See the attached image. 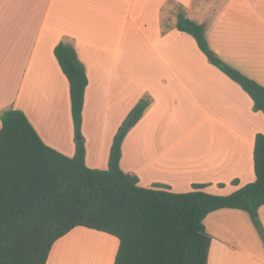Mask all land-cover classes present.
Segmentation results:
<instances>
[{
    "label": "crops",
    "instance_id": "0c3cea01",
    "mask_svg": "<svg viewBox=\"0 0 264 264\" xmlns=\"http://www.w3.org/2000/svg\"><path fill=\"white\" fill-rule=\"evenodd\" d=\"M181 14L204 27L210 48L224 62L264 87V0H0V130L1 113L19 110L46 145L75 155L69 82L54 54L66 42L89 80L81 128L89 168H108L114 136L139 100L132 90L143 71L139 86L154 104L126 136L121 169L138 176L144 188L159 184L178 194L204 184V192L226 196L253 183L254 145L264 135V114L209 63L191 35L177 29ZM126 51L131 67L122 80L120 58ZM95 111L104 121L97 134L89 123ZM164 116L193 121L188 135L208 137V145L158 143L152 134ZM259 220L264 230V206ZM204 223L212 238L208 264H264V232L248 213L222 209ZM91 231L78 227L57 241L47 264H70L65 243L75 234H95Z\"/></svg>",
    "mask_w": 264,
    "mask_h": 264
},
{
    "label": "trees",
    "instance_id": "16d2710c",
    "mask_svg": "<svg viewBox=\"0 0 264 264\" xmlns=\"http://www.w3.org/2000/svg\"><path fill=\"white\" fill-rule=\"evenodd\" d=\"M177 29L191 35L209 63L249 95L255 112L264 114V87L224 62L209 46L204 27L184 15ZM55 57L69 82L76 149L68 157L46 145L19 110L1 113L0 130V264H47L53 246L78 227L119 240L114 264H208L212 238L205 219L222 209L244 211L263 234L259 209L264 206V135L255 139L256 180L218 196L193 191L173 193L167 186L144 188L136 175L120 166L123 142L152 106L141 99L114 136L108 168L86 164L81 137L86 68L75 48L60 42ZM233 183H237L234 181Z\"/></svg>",
    "mask_w": 264,
    "mask_h": 264
},
{
    "label": "rangeland",
    "instance_id": "374dc122",
    "mask_svg": "<svg viewBox=\"0 0 264 264\" xmlns=\"http://www.w3.org/2000/svg\"><path fill=\"white\" fill-rule=\"evenodd\" d=\"M169 5L171 6L172 9H174L176 11L180 10V8L174 3L169 4ZM127 46H128V42L124 43V47H127ZM137 58H138L139 61L142 59V61H144V64H145L144 56H140L138 54ZM120 59L122 60L121 66L123 68L122 69L121 78H122V80H124L125 79V72L127 71L126 72V75H127L129 70H130V67H131L130 63H131L132 56H131L130 52L126 51L124 53V55ZM127 78H129L128 75H127ZM127 80L129 81V79H127ZM144 81H145V72L138 71V73H137L138 85H137V89L136 90L135 89L132 90V96L139 97L138 98L139 100L137 101L136 105L139 103V101L141 99H146L147 97H150L152 99V101H153L152 105H153L154 104L153 98L149 94H147L146 89H143L142 86H139V85H143ZM134 97H132V99H131L132 101L134 100ZM119 111L120 110L118 109V113H119ZM93 115H94V117H92V119H91V121H89V123L91 124V128L94 129L95 133L97 134L99 125L102 122V120L99 119V114H98L97 111L93 112ZM55 117H57V115H55ZM58 117H61V116L58 115ZM61 119H63V117H61ZM57 120H58V122H60L59 119H57ZM124 121H123V123H124ZM123 123H122V125H123ZM158 123H160V124H158L155 127V129L153 131L154 134H152V136L154 138L157 137V142L158 143L167 142L169 144H180V145H182V143H186V145L189 146L192 149H194L197 145H199V146H201L202 144L208 145V137H206L204 139H200V138H198L196 136V134L188 135V131L187 130L194 128V122L193 121L182 120L178 116H174V117H168V116L166 117V116H164L162 118V120L158 121ZM60 124H61V122H60ZM62 126H63V122H62ZM94 126H95V128H94ZM48 129H50V130H48V131H51L50 133H54L52 135H54V137H55V133L56 132L52 129V127L48 128ZM95 133H94V136L96 135ZM81 137L84 138L82 132H81ZM78 138H79L78 134L75 133V140L78 139ZM137 138H139V137H137ZM84 140H85V138H84ZM56 141L57 142L61 141V138L58 136L56 138ZM64 146H66V145L64 144ZM75 149H76V144H75ZM137 162H138V158H137ZM179 194H182V193H179ZM91 232H95L94 237L92 238L93 240H95V241H97L99 243H102V244H107L108 243V244H112L113 245L114 253L111 255V257L109 256V258H108V259H110L109 264H112V261L113 262L115 261L114 259H115V256H116V253H117V250H118V247H119V245H117V244H119L118 239L113 237V236H111V235H109V234H106V233L93 231V230ZM88 234H93V233H88ZM105 238H106L107 241L105 240ZM59 248L60 247H58L57 250H59ZM94 251H96V250H94ZM93 253H95V252H93ZM56 255H57V252L55 251V257L54 258L57 257ZM97 263H98V261L97 262L92 261L90 264H97Z\"/></svg>",
    "mask_w": 264,
    "mask_h": 264
},
{
    "label": "bare ground",
    "instance_id": "6f19581e",
    "mask_svg": "<svg viewBox=\"0 0 264 264\" xmlns=\"http://www.w3.org/2000/svg\"><path fill=\"white\" fill-rule=\"evenodd\" d=\"M93 237L94 234L88 233L73 235L65 243L64 249L67 251L70 264H90L92 261H98L97 264H109L108 258L114 253L113 245L99 243L93 240ZM56 252L58 254L59 250L56 249Z\"/></svg>",
    "mask_w": 264,
    "mask_h": 264
},
{
    "label": "water",
    "instance_id": "95a60500",
    "mask_svg": "<svg viewBox=\"0 0 264 264\" xmlns=\"http://www.w3.org/2000/svg\"><path fill=\"white\" fill-rule=\"evenodd\" d=\"M79 139V138H78Z\"/></svg>",
    "mask_w": 264,
    "mask_h": 264
}]
</instances>
